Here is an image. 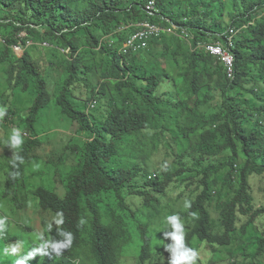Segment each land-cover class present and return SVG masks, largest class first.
<instances>
[{"label":"trees","instance_id":"trees-1","mask_svg":"<svg viewBox=\"0 0 264 264\" xmlns=\"http://www.w3.org/2000/svg\"><path fill=\"white\" fill-rule=\"evenodd\" d=\"M150 1L0 0V102L8 98L5 121L16 124L19 118L23 138L16 154L23 163L15 161L12 167L13 158L7 164L0 161V174L11 169L4 191L17 200L33 194L45 211L63 214V224L53 229L45 221V242L63 240L61 231L73 234L71 246L59 254L49 247L26 264H122L127 256L136 264H168L172 252L166 249L165 232L172 228L155 244L140 227L142 242L135 243L131 228L139 224L127 196L139 197L142 206L150 207L176 183L187 186L197 179L198 192L184 212V243L195 251V240L232 246L237 234L244 238L264 216L250 182L251 175H264V0L223 2L230 16L227 24L213 17L216 0H185L187 9L176 0H154V14L147 11ZM145 21L179 29L177 35L153 39L145 50L121 53L137 31L135 25ZM232 29L239 31L232 49L234 80L218 58L198 48L226 41ZM184 30L189 38L183 37ZM16 45L27 48L24 57L16 54ZM58 70L61 75L55 80ZM168 83L174 92H160ZM18 91L35 97L22 114L13 101ZM214 92L219 94L218 112L205 117L199 107L215 101ZM93 102L97 106L90 110ZM52 104L76 127L66 151L75 163L67 164L63 153L58 157L64 195L31 184V174L38 175L35 166L44 160L39 153L44 133L38 122ZM167 132L175 133L181 146L200 137V153L188 167L182 160L191 155L185 147L179 168L157 174L147 167L148 160L160 150L156 139ZM223 151H229L225 161L205 164L206 155ZM224 171L226 198L218 194L217 225L210 207L216 193L211 188L218 181L211 177ZM242 218L247 221L239 226ZM81 219L86 223L80 225ZM19 239L8 229L0 230L1 244ZM250 245L256 252L245 254L252 261L244 264H256L264 255V235L251 237ZM165 252L169 258L162 263Z\"/></svg>","mask_w":264,"mask_h":264},{"label":"rangeland","instance_id":"rangeland-1","mask_svg":"<svg viewBox=\"0 0 264 264\" xmlns=\"http://www.w3.org/2000/svg\"><path fill=\"white\" fill-rule=\"evenodd\" d=\"M182 2L180 4L181 8L187 9V3L185 0H176ZM206 3H210L213 0H205ZM223 2L228 3L227 0H216L213 2L212 10L214 12L213 17H219V22L229 23L230 16L227 11H224ZM224 11L225 13H223ZM227 32V31H226ZM27 33H23L21 37H26ZM163 62V60H162ZM182 68L179 69L181 71ZM55 80L60 77L61 72H55ZM6 80L1 79V83H5ZM167 87V88H166ZM165 88L167 92H174V87L172 84L163 85L159 90L160 92ZM2 90H5V85H2ZM26 95L21 96L20 91L13 98L14 104L16 105L15 110L22 114L27 112L35 100L31 93H25ZM233 95V94H232ZM3 95L0 94V97ZM214 96L217 98L215 101L199 107L201 114L205 117H210L214 113L218 112L217 104L219 102V94L214 92ZM8 98L3 99V104L0 102V107H4V101ZM5 117L0 118V143H4V146L0 148V161L4 164L7 162L11 163L14 155L17 154L19 148L13 149L9 141L12 129H20L21 122L17 118V123L9 124L5 121ZM38 128L44 133L45 143L39 149V153L44 157V160L35 166V171L37 174H31V184L40 183L51 188H55L61 195L65 194V188L60 182L58 173H60V162L58 157L63 153L64 160L67 164L72 165L75 163V159L66 155L67 148L73 138V133L76 127L70 122L66 117L57 113L56 107L52 104L47 110L44 111L41 119L38 122ZM26 133V132H25ZM175 133H165L161 136V139H156L157 142L161 144L160 150L156 152L151 159L148 160L147 167L150 168L152 172L160 174L166 168H171V170H176L180 165L179 155L185 149L189 148L190 156H185L182 160L186 163V166H192L194 157L198 156L200 153L198 151V143L200 137H194L190 141L185 142V146L179 145V141L174 138ZM23 139V138H22ZM229 151H223L218 155H206L204 160L207 163H219L225 161L228 157ZM11 169L3 170L0 174V219L5 221L2 230L8 229L11 235H18L20 239L14 242H4L0 243V263L8 264L9 259L14 260L20 259L25 255L31 248H37L45 242V232L47 225H51L52 229L57 226L55 221L60 219V217L54 213L52 210L45 211L41 206L40 202L33 194L29 196H23L17 200L14 195L7 196L5 194V189L7 188V180ZM225 172V171H224ZM219 173L216 176H212L211 179L217 178L218 183L212 186V190L216 191L214 194V201L211 204V213L215 224L219 223L220 208L217 204L218 194L222 193L223 197L226 198V190L223 185L226 180V172ZM191 174L185 172L184 175ZM196 172L191 175H195ZM197 175H195L196 177ZM197 179L193 184L176 183V187L171 189L168 188L166 194L160 198V203H154L150 207H144L141 204V198L136 196H127L132 209L135 211L136 217L138 219V225H132V236L134 242H142V232L140 227L145 230V233L153 240L155 244L158 241L156 239L163 236V231L170 227L166 222V217L170 215H179L181 222L184 226L187 223L184 220V212L187 208L184 207V201L194 198L197 194ZM250 182L253 191V197L255 199V205L257 208L264 206V175L253 174L250 176ZM227 186V185H225ZM30 192L32 190H29ZM20 203H25L24 207H20ZM26 205V206H25ZM243 221L239 224L241 226L247 221V218H242ZM174 231L171 229L170 232ZM264 235V216L257 218L253 228H250L248 234L243 238L241 235H236V240L234 244L228 248L220 245H211L206 242H201L200 240H195V249L197 252V257L192 262V264H244L252 261V257L247 258L245 254L253 255L256 252V248L251 246V237H258ZM42 238V239H41ZM200 241V242H199ZM20 243L21 247L18 253L12 254L10 251L5 254L4 250L6 247ZM174 241L169 237V242L167 243L168 249L174 245ZM243 246H247L248 250L243 249ZM171 252V250H170ZM162 263L169 258V255L165 252L163 254ZM36 260V259H32ZM256 264H264V255L254 260ZM122 264H136V259L131 256L122 258Z\"/></svg>","mask_w":264,"mask_h":264},{"label":"clouds","instance_id":"clouds-1","mask_svg":"<svg viewBox=\"0 0 264 264\" xmlns=\"http://www.w3.org/2000/svg\"><path fill=\"white\" fill-rule=\"evenodd\" d=\"M0 37L2 38L1 35H0ZM31 45H33V44L30 43L29 46H31ZM18 48H20L21 50L18 51ZM14 50L19 57H24L26 54L27 48L23 45H16V46H14ZM67 52H69V51H67ZM96 106H97V104H96ZM94 109L90 108V110H94ZM88 112H89V110H88ZM6 113H7V108L6 107H0V118H3L6 115ZM7 143L10 144L13 149L19 148L23 143L21 131L19 129H15V128L12 129L10 139H9V141H7ZM15 161H19L20 163H23V158L20 157L19 155H14L12 167L16 166ZM184 207L190 208L191 202L188 200H185L184 201ZM57 215L61 218L57 219L55 221V223L57 225L63 224V222H64L62 219L63 214L58 213ZM192 215L195 216L196 214L193 213ZM166 222L172 229H174V231L165 232V237L166 238L170 237L175 242L174 245L171 246V248H170V250L172 252V256H171V259L168 261V264H192V262L197 257V252L195 250L185 246V243H184V225L181 222L179 215L174 214V215L167 216ZM4 223H5V221L3 219H0V230H2ZM85 223H86V221L83 219H81L79 221L80 225H83ZM49 228H51V225H49ZM59 235H61L63 237V240L53 241V242H44L41 244V246L39 248H35L32 251H29L26 255L22 256L20 259H17L15 261V264H26V261L33 259L38 253H41L42 250L48 249L49 247L53 251H55L57 254H59L62 249H65V248L71 246V244L73 242V234L71 232L61 231L59 233ZM20 247H21L20 243L17 242V244L11 245L10 247H6L4 249V252H5V254H7L10 251L12 254H16L20 250ZM168 247L169 246H167L166 249Z\"/></svg>","mask_w":264,"mask_h":264},{"label":"built area","instance_id":"built-area-1","mask_svg":"<svg viewBox=\"0 0 264 264\" xmlns=\"http://www.w3.org/2000/svg\"><path fill=\"white\" fill-rule=\"evenodd\" d=\"M156 1H150L147 6V11L150 14H154ZM138 29L137 31L124 43L121 53L129 54L130 52H139L145 50L149 47L150 42L160 37L162 34H175L177 35L178 27L173 25L171 28H165L159 24H155L149 21L135 25ZM239 31L232 29L230 34L227 36L226 41H214L210 43H205L199 45L198 48L205 50L210 55L218 58L220 63L226 69L227 76L230 80H234L235 73V57L232 49L235 47V37L238 35ZM183 37L189 38L187 31H183ZM21 49L18 48V51ZM96 102L92 103L90 108L94 109L96 107ZM156 176V174H154Z\"/></svg>","mask_w":264,"mask_h":264}]
</instances>
